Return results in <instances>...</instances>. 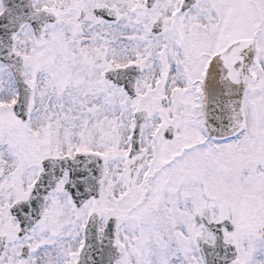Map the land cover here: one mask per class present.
Returning <instances> with one entry per match:
<instances>
[{
    "label": "snow or ice",
    "instance_id": "obj_1",
    "mask_svg": "<svg viewBox=\"0 0 264 264\" xmlns=\"http://www.w3.org/2000/svg\"><path fill=\"white\" fill-rule=\"evenodd\" d=\"M0 264H264V0H0Z\"/></svg>",
    "mask_w": 264,
    "mask_h": 264
}]
</instances>
